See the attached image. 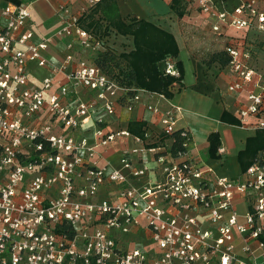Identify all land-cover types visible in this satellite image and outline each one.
Here are the masks:
<instances>
[{"label": "built area", "instance_id": "1", "mask_svg": "<svg viewBox=\"0 0 264 264\" xmlns=\"http://www.w3.org/2000/svg\"><path fill=\"white\" fill-rule=\"evenodd\" d=\"M182 1L214 33L264 32V0ZM32 8L0 0V264H264V149L236 177L218 174L190 155L191 133L177 128L179 104L121 84L92 61L102 41L68 0L56 8L58 28L37 42L27 28ZM52 38L65 39L58 65L43 54ZM254 43L242 35L225 46L227 91L245 93L238 126L253 131L264 129V71L253 66ZM31 64L49 72L38 86L29 85ZM159 69L179 76L172 57ZM142 96L159 116L157 135L109 127L117 105L130 111ZM175 131L182 149L154 144ZM127 138L134 145L120 150L115 166L102 151ZM145 151L153 164L134 159ZM236 196L247 205L242 213Z\"/></svg>", "mask_w": 264, "mask_h": 264}, {"label": "crops", "instance_id": "2", "mask_svg": "<svg viewBox=\"0 0 264 264\" xmlns=\"http://www.w3.org/2000/svg\"><path fill=\"white\" fill-rule=\"evenodd\" d=\"M31 1L34 4L38 0H21ZM45 6L41 12H38L33 5L30 18L27 22V28L32 30L35 42L41 40L43 37L50 36L60 25V20L56 14V8L62 1L65 0H44ZM73 11L84 14L87 12V0H68ZM122 16L131 15L132 12L138 13L139 18H146L151 15L158 14L157 6L165 9L167 2L165 0H154L156 8H151L149 5H137L133 0H117ZM232 4H236L237 0H231ZM169 7V6H168ZM190 13V17L196 22H202L201 28L218 35L226 44L235 41L237 37L242 35L247 36L248 39H254L257 53L253 57V66L258 70L264 71V32L250 30L246 33L243 30H236L234 28H225L221 34L214 33L210 30L208 21L205 20L199 13L194 11H186ZM186 15V14H185ZM151 21V20H150ZM153 22V21H152ZM155 23V22H154ZM157 24V23H155ZM159 25V24H157ZM160 27L170 31L177 38V30L172 27ZM111 41V40H110ZM65 39L52 38L48 44V48L43 54L48 58L51 64L58 65L64 54ZM119 49H122V44H116ZM226 46V45H225ZM130 48V46H128ZM133 47V43L132 46ZM179 54L172 57L176 62L180 60L183 64V77L181 83H174L171 86L172 102L179 104L183 111L179 114L177 121V128H186L190 131L192 141L189 146L190 155L196 159L204 160L212 165L218 174L236 177L243 169H241L238 161V152L245 146L246 138L254 135L256 130L244 129L238 125L224 122L220 119L223 111L229 112L237 119L236 108L245 101L244 92H228L227 84L232 80V77L227 71V66L221 67L218 63H211L206 65L203 61L195 58L188 50L183 51L179 46ZM84 53V52H83ZM80 54L88 56V54ZM260 63V64H259ZM46 67H38L34 64L29 66V85L38 86L41 79L48 75ZM58 79L62 76L59 75ZM80 95L87 98L86 94L81 90ZM142 102L128 111L123 105H117L113 117H111L109 127L111 128H126L130 121H143L145 127L154 135H157L160 129L159 116L148 111L143 102L150 101L146 96H142ZM158 101L162 108L167 107V103L163 100L153 99ZM211 132H217L219 135V145L217 147L224 148L222 153H217L214 157L207 156V149L209 146L208 135ZM203 133V135H202ZM89 134V132H87ZM154 144L161 147V149L170 150L173 139L171 136L154 137ZM133 142L127 138L116 143L110 144L102 151L103 155L110 160L113 165L118 166V157L120 150L123 147L133 146ZM101 151V150H100ZM134 159L139 162L143 161L149 165L154 162V154L150 152H143L136 155ZM237 163L238 171L233 173V165L228 166V161ZM103 160H100L102 163ZM115 188L114 186L111 187ZM102 192L104 189L101 190ZM236 207L239 210L246 209V203L240 196L235 198ZM259 261V259L257 260Z\"/></svg>", "mask_w": 264, "mask_h": 264}, {"label": "trees", "instance_id": "3", "mask_svg": "<svg viewBox=\"0 0 264 264\" xmlns=\"http://www.w3.org/2000/svg\"><path fill=\"white\" fill-rule=\"evenodd\" d=\"M12 1L19 2V0ZM168 6L178 19H182L187 11L182 0H169ZM80 22L84 28L93 31L102 41V48L94 52L92 61L105 73L128 87L143 88L151 92L162 93L168 98L172 97L171 86L174 83H181L184 69L180 60L175 62L179 70L178 77L164 76L159 69L162 59L176 57L180 51L176 38L170 31L146 18L122 16L117 0L98 1L88 7ZM111 37H119V41L117 40L119 43L114 42L116 39L111 40ZM128 38L130 48L127 46L126 49L120 50L116 44L119 46ZM132 43L133 47H131ZM229 60L230 56L224 47L222 50L213 52L207 61L203 60V63L209 65L216 62L223 67L228 64ZM133 93V91L129 92V94ZM220 119L239 125L238 119L227 111L222 112ZM143 127H145L143 121H130L127 128L130 133L142 136ZM169 136L173 139L170 151L175 152L182 149V137L179 131ZM208 140L207 156L214 157L219 145L218 133L211 132ZM263 149L264 129H258L254 135L246 138L244 148L238 152L241 169H245L254 156Z\"/></svg>", "mask_w": 264, "mask_h": 264}, {"label": "rangeland", "instance_id": "4", "mask_svg": "<svg viewBox=\"0 0 264 264\" xmlns=\"http://www.w3.org/2000/svg\"><path fill=\"white\" fill-rule=\"evenodd\" d=\"M128 1V0H125ZM134 3L137 5H149L151 8H156L154 4V0H133ZM167 2V5L169 4V0H165ZM45 1L44 0H38L34 2V8L38 11L41 12L44 9L45 6ZM159 13L154 15L155 17H152L151 15L148 17L151 21L163 25L164 27H172L177 30V38L179 42L180 48L185 51L188 50L189 54H192L195 58L203 61H207L211 54L213 52L222 50L226 42L221 39L218 35H214L211 32H207V30L201 28L202 22H196L197 20H193L190 16L189 12H185L186 15L182 19H178L177 16L173 11L165 7L167 9L166 11L163 12L164 9L160 8L157 6L156 8ZM127 16V15H126ZM131 16H135L139 18L141 15L138 13H131ZM116 39L114 42H116L119 37L113 38ZM123 39V38H121ZM124 40V39H123ZM119 41V40H118ZM117 41V43H119ZM130 39H125L122 43V48L126 49ZM116 44V43H115ZM121 50V49H120ZM260 64V63H259ZM203 135V133H202ZM228 166L231 164L233 165V173H236L238 171V166L237 163H234L231 161H228ZM239 213H242L243 210L241 209V206L238 207Z\"/></svg>", "mask_w": 264, "mask_h": 264}]
</instances>
